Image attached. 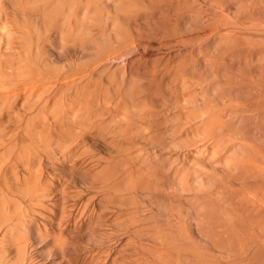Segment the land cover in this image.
I'll use <instances>...</instances> for the list:
<instances>
[{
  "label": "bare ground",
  "instance_id": "bare-ground-1",
  "mask_svg": "<svg viewBox=\"0 0 264 264\" xmlns=\"http://www.w3.org/2000/svg\"><path fill=\"white\" fill-rule=\"evenodd\" d=\"M66 175L96 213L55 215ZM0 177V264L109 214L145 264H264V0H0Z\"/></svg>",
  "mask_w": 264,
  "mask_h": 264
},
{
  "label": "rangeland",
  "instance_id": "rangeland-1",
  "mask_svg": "<svg viewBox=\"0 0 264 264\" xmlns=\"http://www.w3.org/2000/svg\"><path fill=\"white\" fill-rule=\"evenodd\" d=\"M202 27H203V26H202ZM200 28H201V27H200ZM136 29H137V30H135V32L138 31L139 28L136 27ZM144 29H147V30H144ZM207 29H208V28H207ZM207 29H206V30H207ZM143 30H144V31H148L149 28H148V27H144ZM198 30H199V33H201L202 31H203V33H204V30H202V28H201V29H198ZM198 30H197V31H198ZM200 30H202V31L200 32ZM139 32H141V30H139ZM191 32H192V31H191ZM194 32H195L194 34L196 35V31H194ZM137 33H138V32H137ZM142 35H143V34H142ZM145 35H147V34H145ZM143 36H144V35H143ZM148 37H150V36L147 35V37H146V36L143 37V38H145V39H144V42H145V43H146L145 40H146V38H148ZM147 41H148V40H147ZM149 42H152V40H150ZM149 42L146 44V49H147V50H146V49H143V52H144V53L147 52L146 54H150V53L153 54V53L155 52V54H156L155 56H158V54H159V52H160L161 50H159V49L157 50L156 48H155V49H152L153 47H152L151 45H153V42L150 43V44H149ZM148 45H149V46H148ZM144 46H145V44H144ZM150 47H152V48H150ZM144 48H145V47H144ZM149 50H150V51H149ZM145 51H146V52H145ZM151 51H152V52H151ZM149 52H150V53H149ZM184 52H185V51H184ZM157 53H158V54H157ZM182 53H183V51H182ZM151 54H150V55H151ZM183 54H184V53H183ZM142 55H143V54H142ZM144 55H145V54H144ZM153 55H154V54H153ZM153 55H152V56H153ZM128 56H130V55H128ZM155 56H153V58H155ZM129 58H130V57H129ZM129 58H127V60H128ZM156 58H157V57H156ZM119 60H120V61H119ZM119 60H118V61H119V65H120V62L123 63V60H124V63L126 62L125 59H119ZM121 60H122V61H121ZM118 61H117V62H118ZM139 61H141V59H139ZM142 61H143V60H142ZM114 62H115L116 64H115ZM117 62H116V61H113V63H114V64L112 63V64H113V65H112L113 69L115 68L114 66H116V67L118 66V65H117ZM124 63H123V64H124ZM121 66H122V65H121ZM168 114H169V113H167V115H166V114H165V115H166V116H169ZM170 114H171V113H170ZM165 128H167V126H166ZM162 129H164V127H163ZM162 129H161V130H162ZM164 130H165V129H164ZM161 132L163 133V131H161ZM32 170H33V167H32ZM32 172H34V171H32ZM61 172H62V171H60V173H61ZM58 175H60V177H61V176L64 177V175H63L62 173H61V174H58ZM29 176L31 177V178L29 177V178H30L29 180H31L32 177L35 179V177H34L35 175H34V176H33V175H32V176L29 175ZM66 176H67V175H66ZM1 177H2V176H1ZM1 177H0V179H1ZM12 178H13V177H12ZM57 178H59V177L57 176ZM74 178H75V177H74ZM74 178L72 179V177H70V176L68 177V176H67V179H66V177H65V178H63V180H61V182L63 181V183L65 182L64 179L66 180V182H65L64 184H65V188H67V189H65V190H68L67 193H66V195L68 194L69 197H67L66 195H63V193L65 192V191H64V192L62 191L63 188H64V187H63L64 184L62 183V185H60L59 182H58L57 184H59V187H61V188L63 187V188L61 189V188L57 187V189L63 192V193L61 192L60 195H62V196H64V197H60L61 199H57V198H59V197L56 198V196H54V192L56 193V190H55V191L53 190V194H52L53 196L50 195V196L53 198V201L56 202L55 204L57 205V207H55V209H56V208L58 209V206H59L60 210H63V212L60 211L59 209H58V210L56 209L57 211H55V209H54V207H53L54 205H51V204H50V207L54 210L55 215H57V216H59V217H60V215H62V213H63V216H64V212L67 211L66 209H68V211H67V213H65V216H66L68 213H70V212H73V213H71V214L73 215V214L76 213V212L78 213L79 211H83V210H81V205H80V204H83V206H82L83 208H82V209H85V208H86L87 211H85V213L89 214V213H88V209H89V208H90V209H89V212H90L91 210L93 211V209H92V207H91V204L89 203L90 200H92V198H93V196H91V195H90L91 193L89 192V189H90L91 186H89V185L87 184L88 181L85 183V184H86V186H85V184L82 185V184L84 183V181H83V183H81V179H79V177H76L75 180H74ZM2 179H3V177H2ZM2 179H1V180H2ZM6 179H7V180H3L4 182L2 181V182H3V183H1L2 186H3L4 183H6V185H8V182H7V181H9V184H12V188H13V186L16 185V184H14V183H16V182L13 181V183H12V180H14V179L10 180V179H11V176H9V177L6 178ZM8 179H9V180H8ZM59 179H60V178H59ZM71 179H72L73 181H72ZM1 180H0V182H1ZM35 180H36V179H35ZM69 180H71L72 183H74V181H75L74 185H72V183H70ZM76 180H78V181H76ZM79 180H80V181H79ZM10 181H11V182H10ZM53 181H54V180H53ZM67 181H68V182H67ZM27 182H28V181H27ZM30 182H31V181H30ZM32 182L35 183L34 180H33ZM76 182H77V183H76ZM78 182H79V183H78ZM34 183H32V184H34ZM69 183H70L71 185H69V186L67 185V186H68V187H67L66 184H69ZM80 183H81V185H80ZM1 184H0V186H1ZM13 184H14V185H13ZM27 184L30 185L31 183L28 182ZM32 184H31L30 186H32ZM78 184H79V185H78ZM29 185H28L27 187H29ZM75 185H77V186H79V187H77V186H75ZM90 185H91V183H90ZM84 186H85L87 189H84V188H83ZM88 186H89V187H88ZM3 187L6 188L7 186L5 187V185H4ZM8 187H9L10 190H11V185L8 186ZM27 187H26L27 190H25V191H28V190H29V191L31 192L32 190H30V189L27 188ZM76 187H77L78 190H76ZM9 188H8V189H9ZM80 188H83V189L81 190ZM0 189H1V187H0ZM14 189H15V187H14ZM14 189H13V191H14ZM24 189H25V188H24ZM74 189H75V190H74ZM17 190H18V188H17L15 191L17 192ZM58 190H57V195L59 196V194H58ZM73 190H74V191H73ZM85 190H86V191H85ZM15 191H14V192H15ZM18 191H19V190H18ZM76 191H77V192H76ZM84 191H85V193H88V195H90L92 198H91L90 196L86 195V194L84 193ZM11 192H12V190H11L10 193H9L10 196L13 195V193H14V192H12V193H11ZM21 192H22V190H21ZM30 192H28V193L25 192V193H27V195H25V193H24V194L22 195V197H20L21 195H17V194L15 193V194L13 195V197L11 196L12 198H14V199L12 200V203H13V201L18 200V203H19V204H21V203L23 204V205H22V206H24L23 209L25 208V206H26L27 204H29V205H27V206H28L30 209L32 208L33 210H35V209H36V210H39V209H37V208H38V205H39V208L43 206V205H42V201L40 202V199H39L38 197H36L37 199L35 198L36 194H38V193L35 194L34 191H32V193H30ZM79 192H80V193H79ZM81 192H83V193H81ZM17 193H18V194H21V193H19V192H17ZM29 193H30V194H29ZM69 193H70V194H69ZM28 194H29V195L32 194L33 196H28ZM34 194H35V195H34ZM64 194H65V193H64ZM24 195H25V196H24ZM71 195H72L73 197H74V195H76V196H75L76 198H75V197H74V198L71 197ZM83 195H84V196H83ZM15 196H16V197H15ZM18 196H19V197H18ZM23 196H24V197H23ZM26 196H28V197H30V198H32V199H33V197H34L33 201H32L30 198H26V200H24ZM65 196H66V197H65ZM80 196H82V197H80ZM11 197H10V198H11ZM87 197H89V198H87ZM19 198H23V199H19ZM63 198H65V199L68 198V199H67V200H68L67 203H69V204H66V201H64ZM90 198H91V199H90ZM27 199H30L31 202H30V200H29V202L26 204ZM56 199H57V200H56ZM69 199H70V200H69ZM71 199H72L73 201H72ZM83 199H84V200H83ZM87 199H90V200L87 202ZM19 200H20V201H19ZM21 200H22V201H21ZM34 200H35V201L38 200V203H40V204L37 205V203H35ZM61 200H62V201H61ZM74 200H75V201H74ZM53 201H52V202H53ZM59 201H60V202H59ZM63 201H64L65 203H64ZM84 201H85V202H84ZM16 202H17V201H16ZM16 202H15L14 204H17ZM33 202H34V203H33ZM36 202H37V201H36ZM54 202H53V203H54ZM70 202L72 203L71 205H70ZM73 202H74V203H73ZM32 203H33V204H32ZM58 203H60V204L58 205ZM61 203H62V205H63V203L66 204L68 207H67V208L65 207L66 209H63L64 206H62ZM85 203H89V204L87 205V204H85ZM19 204H18V205H19ZM24 204H25V205H24ZM35 204H36V207H37V208L34 207ZM74 204H75V205H74ZM77 204H78V205H77ZM31 205H32V206H31ZM40 205H41V206H40ZM56 205H55V206H56ZM66 205H65V206H66ZM72 205H73V206H72ZM85 205H87V207H86ZM19 206H20V205H19ZM22 206H20V207L22 208ZM27 206H26V210H27ZM60 206H61V207H60ZM74 206H75V208H74ZM76 206H77V207H76ZM88 206H90V207H88ZM69 207H71V208L69 209ZM23 209H22V210H23ZM32 209H31V211H29V212H31V213L33 212V214L36 213V210H35V211H32ZM69 210H70V211H69ZM23 211H25V210H23ZM27 211H28V210H27ZM59 211L62 212V213H58ZM92 211L90 212V214L96 213L95 211H93V212H92ZM37 212H38V211H37ZM24 213H26V212H24ZM77 213H76V214H77ZM79 213H81V212H79ZM58 214H59V215H58ZM71 214H69V215H71ZM76 214H75V215H76ZM95 215H96V214H95ZM110 215H111V214H109L108 216L105 215V216L108 217V219H107V217L104 216V217H105V220H102V222H101V226L99 225L97 228H94L95 230H98L99 232H101L99 235H95V233H94V236H93V235H90L88 232L90 231L91 228L88 230V229L85 227V229L88 231L87 233L89 234V236H92V237H93V238L91 237V239H89V237H87V236H88L87 233H86V234H85L84 232L82 233V231H81L82 229H81V228H82L84 225L81 226V228L79 229L80 231H79V230L75 231L76 233H73V234H77V232H78V234H77L78 236L75 235V237L77 236L76 239H75V237L73 236V239H72L71 243H73V240H74V243H73L74 246H73L71 243H70V244H71L72 246H71V245H70L71 247L69 246V250H72L73 252H72V251H71V252L69 251V252H70L69 255H66V254L64 255V254L60 253V251L58 252V250H59V249H58L59 246H55V245H57V244L59 243V242L57 243V241H58L57 238H59V237L61 236L60 234H61L62 232H61L60 234H59V232H60L61 230L63 231V229H64V228H63V227H64L63 225H64L65 223L62 224V223L58 222L60 218H56L57 220L54 221V223L52 224L53 227L55 228V230H54L53 227H50V226H51V225H50V226L48 227V229L51 228V229H50L51 231L49 230L50 232H49L48 229L45 227V228L47 229V231H46V230L44 229L43 225L39 223V224L41 225V226L39 225V226H40V227H39V228H40L39 230H41L40 238H41V236H42L43 233H44L45 237L48 236V234H49V236L46 237L47 239L49 238V239H48L49 241H48L45 237H43V236H42V237H43V242H41L40 238L36 237L35 234H33V235L31 236V237L35 236L36 239H37V238L39 239V240H38V239L35 240L34 238H32L33 241H35V242L39 241V242L42 244V245H41V244H39V242H37V243H38L37 245H39V247L37 246V248H40V249L36 250L35 253L38 254V252L40 251V252H39L40 255H39V254L37 255V254L34 253V257L36 258V260L39 259V258H40V259L37 260L35 263H37V264H38V263H39V264H40V263H41V264H42V263H43V264H44V263H45V264H48V263L51 264V263H54V262H55L56 264H67L68 261L65 260V259H69L70 257L72 258V256H73V257L76 256L75 258L78 259V260H76V259L73 258L74 261L76 260V262H74L75 264H79V263H80V264H84V263H85V264H86V263H87V264H90V263H91V264H96L95 261L97 262L98 259H100V260H99L100 262H97V264H101V263H102V264H103V263H104V264H115V263H117V261H120L119 264H121V262L124 261V260H125L126 262H124V263H122V264H139L140 262H142V263H140V264H145V263H144V258H140V257L136 256V257H138L140 260L142 259V260L140 261L138 258H136L135 256H133V254H130V251H129V249H128V247H129L128 244H126L125 242H123L124 244H123L122 242H120V238H119V237H120V236L122 237V236L124 235V234L122 235V233H124V232L126 231V229H123L124 227L122 228L121 226L118 227L119 224H118V226H117V224L115 225L116 222H115L114 219H113L114 217H113V216H110ZM57 216H56V217H57ZM67 216H68V215H67ZM110 217H111V218H110ZM112 217H113V218H112ZM61 218H62V216H61ZM112 219H113V220H112ZM103 221H105V222L103 223ZM113 221H114V222H113ZM57 222L60 223V225L62 224L60 230L58 229V228L60 227L59 225H58V227H57V226H54V225H57V224H58ZM112 222H113V223H112ZM55 223H56V224H55ZM106 226H108V227H106ZM42 227H43V229H42ZM52 228H53V229H52ZM62 228H63V229H62ZM65 228H66V230L68 231V227H66V225H65ZM100 228H101V229H100ZM83 229H84V227H83ZM105 229H106V230H105ZM118 229H119L120 231H119ZM53 230H54L55 232H58V233L53 234V233H54ZM56 230H57V231H56ZM86 230H85V231H86ZM101 230H102V231H101ZM108 230H109V231H108ZM124 230H125V231H124ZM45 231H46V232H45ZM83 231H84V230H83ZM122 231H124V232H122ZM42 232H43V233H42ZM47 232H48V234H47ZM51 232H53V233H51ZM64 232H65V230H64ZM95 232H96L97 234L99 233V232H97V231H95ZM80 233H81V234H80ZM90 233H91V232H90ZM108 233H109V234H108ZM46 234H47V235H46ZM51 234H53L54 236H51ZM58 234H59V235H58ZM82 234H83V236L80 237V235H82ZM91 234H92V233H91ZM102 234H103V235H102ZM105 234H106V235H105ZM113 234H114V235H113ZM56 235H57V237H56L57 240H56L55 238H53V237H55ZM84 236H86V237H84ZM96 236H97V237H96ZM118 236H119V237H118ZM126 236H127V235H126V233H125L124 237H126ZM78 237H80V238H78ZM82 237H84L85 239H83ZM116 237H117V238H116ZM87 238H88V239H87ZM97 238H98V239H97ZM44 239H45V241H44ZM53 239L56 240V242L54 241L56 244H54V242H53L52 244H49V243L52 242ZM78 239H79V240H78ZM93 239H94L95 242L93 241ZM95 239H96V240H95ZM115 239H116V241H115ZM99 240H100V241H99ZM75 241H76V242H75ZM78 241H79V242H78ZM80 241L82 242L81 244H80ZM90 241H91V242H90ZM112 241H113V242H112ZM46 242H47V244H46ZM48 242H49V243H48ZM84 242H85V244L88 245V247H87V245L84 244ZM103 242H104V243H103ZM110 242H111V243H110ZM116 242H117V243H116ZM92 243H93V244H92ZM45 244H46V245H45ZM48 244H49V245H48ZM77 244H78V246H77ZM82 244H84V247H85V248L87 247V249H85L84 247L82 248ZM117 244H118V246H117ZM125 244H126V245H125ZM51 245H54L55 248H54L53 246H51ZM58 245H59V244H58ZM79 245H80V246H79ZM121 245H122V246H121ZM127 245H128V246H127ZM40 246H41L42 248H43V246H44V252H45V250H46L47 252H45V253H47V254H45V253L43 252V249L41 250V247H40ZM89 246H91V247H90L91 249L89 248ZM119 246H121V247H119ZM123 246H124V247H123ZM45 247H46L47 249H46ZM74 247H75V248H74ZM77 247H80V248H77ZM99 247H100V248H99ZM117 247H118V248H117ZM125 247H126V248H125ZM37 248H36V249H37ZM56 248H57L58 250H57ZM121 248H122L123 250H122ZM84 249L86 250L85 253H84ZM97 249H98V250H97ZM116 249H117V250H116ZM125 249L128 250V253H127V251H126ZM48 250L51 251V252H49L50 255L48 254ZM101 250H103L102 253H101ZM110 250H111L112 253L109 252ZM113 250H114V251L116 250V251L114 252ZM118 250H119V253L117 252ZM120 250H122L121 253L123 252V253L121 254V256H120ZM41 251H42L43 253H42ZM82 251H83V252H82ZM93 251H94V252L97 251V252L95 253L96 256L94 255V252H93ZM125 251H126V252H125ZM77 252H78L79 254H78ZM88 252H89V253H88ZM116 252H117V253H116ZM124 252H125V253H124ZM41 253H42L43 255H42ZM51 253H52V254H51ZM82 253H83V254H82ZM91 253L93 254L92 258H94L95 260L91 258ZM99 253H100V254H99ZM126 253H127V255H126ZM72 254H73V255H72ZM88 254H90V255H88ZM97 254H98V258H97ZM110 254H111V255H110ZM112 254H113V255H112ZM128 254H129L130 256H129ZM35 255H36L37 257H36ZM62 255H64L65 257L63 258ZM99 255H101V256H99ZM105 255H107V256H105ZM115 255H116V256H115ZM50 256H51V257H50ZM54 256H55V257H54ZM61 256H62V257H61ZM66 256H67V257L69 256V258H66ZM83 256H85V257L88 256L89 258H88V257H86V258L84 257V258H83ZM102 256H103V257H102ZM111 256H112V257H111ZM122 256H123V257H122ZM125 256H127V257L129 256V258H130L131 261H130L128 258H124ZM41 257H42V258H41ZM60 257L64 259L65 263L63 262V260L59 259ZM78 257H79V258H78ZM99 257H101V258H99ZM104 257H105V258H104ZM113 257H114V258H113ZM121 257L124 258V259H122ZM35 258H34V261H35ZM45 258H46V259H45ZM55 258H56V260H55ZM57 258L59 259V261L61 260L62 262L57 261V260H58ZM71 258H70V260L72 261ZM80 258H81V259H80ZM87 258H88V259H87ZM103 258H104V259H103ZM134 258H136V260H134ZM43 259H44V260H43ZM85 259H86L87 261H86ZM90 259H91V260H94V262H93V261L91 262ZM102 259H103V261L106 260V261H105L106 263L103 262ZM114 259H115L116 261H115ZM132 259H133V260H132ZM137 259H138L139 262L137 261ZM49 260H50V261H49ZM52 260H53L54 262H53ZM70 260H69V261H70ZM80 260H82L83 262L85 261V262H84V263H81L82 261H80ZM110 260H111V261H110ZM113 260H114L115 262H114ZM121 260H122V261H121ZM128 260H129V261H128ZM38 261H39V262H38ZM40 261H41V262H40ZM42 261H43V262H42ZM71 261H70V262H71ZM78 261H79V262H78ZM107 261H108V262H107ZM132 261H135V262H138V263H135V262L131 263ZM50 262H51V263H50ZM66 262H67V263H66ZM70 262H69V263H70ZM113 262H114V263H113ZM55 263H54V264H55ZM69 263H68V264H69ZM72 263H73V262H71L70 264H72ZM74 263H73V264H74ZM117 264H118V263H117Z\"/></svg>",
  "mask_w": 264,
  "mask_h": 264
}]
</instances>
